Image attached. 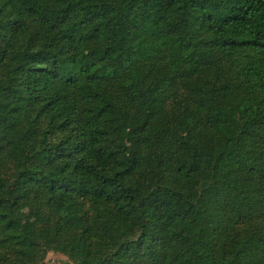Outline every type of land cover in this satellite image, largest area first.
I'll return each instance as SVG.
<instances>
[{"label": "trees", "instance_id": "obj_1", "mask_svg": "<svg viewBox=\"0 0 264 264\" xmlns=\"http://www.w3.org/2000/svg\"><path fill=\"white\" fill-rule=\"evenodd\" d=\"M0 29V260L264 264V0H0Z\"/></svg>", "mask_w": 264, "mask_h": 264}, {"label": "rangeland", "instance_id": "obj_2", "mask_svg": "<svg viewBox=\"0 0 264 264\" xmlns=\"http://www.w3.org/2000/svg\"><path fill=\"white\" fill-rule=\"evenodd\" d=\"M5 34H6V31L3 29H0V47L4 45V42L6 39ZM178 93L180 96V100L183 101V102H180V105H183L184 101L188 97V93L182 88L179 90ZM169 104L172 105L171 100L167 103V108H169ZM176 111L180 112L181 110L177 109ZM15 168L16 167H15V163L13 159L7 160L5 164L2 166V170H1L4 178L11 181L14 176ZM25 204H26L25 210L30 209L32 206V200L31 199L26 200ZM45 218H46V221L42 223V225L40 226V229H41V232L47 233L49 235L50 232H52V227H53L55 218H53L52 216L48 214H46ZM257 220L261 224V229L264 230V218L261 217V218H258ZM38 243H39L38 249L34 257H32L29 260V262L25 261L24 263L20 259L16 258L15 256L13 257V255L8 250H5L4 256L1 259L2 261L0 260V264H73L69 256L66 253L56 249L55 246H53L51 242L46 243L43 239H40Z\"/></svg>", "mask_w": 264, "mask_h": 264}]
</instances>
